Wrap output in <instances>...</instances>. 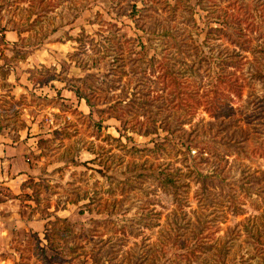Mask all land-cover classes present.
<instances>
[{"label":"rangeland","instance_id":"rangeland-1","mask_svg":"<svg viewBox=\"0 0 264 264\" xmlns=\"http://www.w3.org/2000/svg\"><path fill=\"white\" fill-rule=\"evenodd\" d=\"M8 29L0 133L33 127L49 217L25 264H264V0H0Z\"/></svg>","mask_w":264,"mask_h":264},{"label":"crops","instance_id":"crops-1","mask_svg":"<svg viewBox=\"0 0 264 264\" xmlns=\"http://www.w3.org/2000/svg\"><path fill=\"white\" fill-rule=\"evenodd\" d=\"M18 38L17 30H5L0 38L1 47L5 49L4 45L8 46ZM1 86L0 99L5 96L9 98L10 94ZM31 129L33 127L27 126L25 135L20 131L19 138L0 133V264H25L23 260L28 257L23 256V250H19L16 244L19 240L25 241L21 236L27 231L40 239L41 246L48 247L46 232L49 230V217L27 211L31 200L28 199L30 190L25 181L33 170L28 155V146L33 139Z\"/></svg>","mask_w":264,"mask_h":264},{"label":"trees","instance_id":"trees-1","mask_svg":"<svg viewBox=\"0 0 264 264\" xmlns=\"http://www.w3.org/2000/svg\"><path fill=\"white\" fill-rule=\"evenodd\" d=\"M230 21V22H229ZM226 24H227V26H225V27H219V28H217V29H220V30H224V31H226V36L232 41V42H235V41H237V43L239 42V43H241L239 40H240V38H238V34H237V38H232V36H231V34L229 33V30L228 29H230L231 27H233L232 26V22H231V20H228V21H226ZM233 30L235 31H239V32H241V28L240 27H238V30H237V28L236 27H234L233 28ZM256 48L254 49V52L256 53ZM249 72H250V74H251V76H253V77H255V76H262L263 75V71L261 70V67L260 66H258V65H251V66H249V70H248ZM223 72H221V74H219V78H225V74H222ZM239 78V77H238ZM245 84L242 82V81H239V79H238V84L236 85V86H234V89L236 88V90H241L242 91V89H243V86H244ZM77 91V94L80 96V97H82V98H85L86 99V102L89 104V105H91L92 104V101L90 100V98L88 97V95H86V94H83L82 92H80V91H78V90H76ZM218 114H217V112H214V114H213V116H217ZM229 140H236V137L235 136H231L230 138H229ZM203 153H208V151L204 148V150H202L201 151V154H203ZM48 240H49V238H48ZM52 246V245H51ZM54 246V245H53ZM52 246V247H53Z\"/></svg>","mask_w":264,"mask_h":264}]
</instances>
